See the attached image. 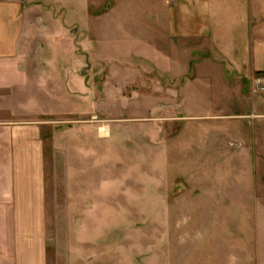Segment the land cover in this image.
Segmentation results:
<instances>
[{"label": "rangeland", "instance_id": "obj_1", "mask_svg": "<svg viewBox=\"0 0 264 264\" xmlns=\"http://www.w3.org/2000/svg\"><path fill=\"white\" fill-rule=\"evenodd\" d=\"M12 2L3 116L45 187L47 263L264 264V73L173 38V0Z\"/></svg>", "mask_w": 264, "mask_h": 264}, {"label": "crops", "instance_id": "obj_2", "mask_svg": "<svg viewBox=\"0 0 264 264\" xmlns=\"http://www.w3.org/2000/svg\"><path fill=\"white\" fill-rule=\"evenodd\" d=\"M9 6H0V264H48L45 187L37 172L21 173L19 122L3 116L5 93L20 85L19 12ZM167 17L173 38L212 36L241 78L264 73V0H173Z\"/></svg>", "mask_w": 264, "mask_h": 264}]
</instances>
